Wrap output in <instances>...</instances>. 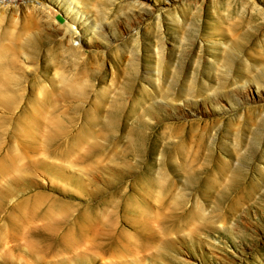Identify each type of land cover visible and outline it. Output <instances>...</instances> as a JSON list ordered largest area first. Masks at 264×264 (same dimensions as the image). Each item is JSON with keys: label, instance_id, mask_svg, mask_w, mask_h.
Instances as JSON below:
<instances>
[{"label": "rangeland", "instance_id": "374dc122", "mask_svg": "<svg viewBox=\"0 0 264 264\" xmlns=\"http://www.w3.org/2000/svg\"><path fill=\"white\" fill-rule=\"evenodd\" d=\"M4 1L0 264H264L253 0Z\"/></svg>", "mask_w": 264, "mask_h": 264}, {"label": "bare ground", "instance_id": "6f19581e", "mask_svg": "<svg viewBox=\"0 0 264 264\" xmlns=\"http://www.w3.org/2000/svg\"><path fill=\"white\" fill-rule=\"evenodd\" d=\"M35 2L38 4V7L45 13L48 14V8L46 6H44V3L41 0H31L30 2H27L25 0H5L4 2H2L1 4V8L4 7H22V6H30V7H34ZM253 4L255 5V8L257 9V11L259 13L262 14L263 18H264V8L263 6L261 7V5L259 4V2L254 1L253 0ZM257 5V6H256ZM259 5L261 8H259ZM67 29H69V33L65 36V39L70 42L73 43L76 40V37H78V31L76 30H72L73 28L69 25L66 24L65 25Z\"/></svg>", "mask_w": 264, "mask_h": 264}]
</instances>
